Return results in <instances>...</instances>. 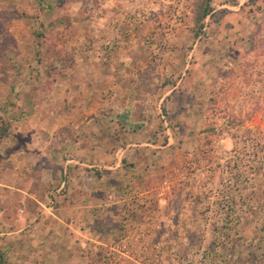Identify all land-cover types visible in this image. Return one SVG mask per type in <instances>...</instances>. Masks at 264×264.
<instances>
[{"label":"rangeland","instance_id":"obj_1","mask_svg":"<svg viewBox=\"0 0 264 264\" xmlns=\"http://www.w3.org/2000/svg\"><path fill=\"white\" fill-rule=\"evenodd\" d=\"M0 264H264V0H0Z\"/></svg>","mask_w":264,"mask_h":264},{"label":"crops","instance_id":"obj_2","mask_svg":"<svg viewBox=\"0 0 264 264\" xmlns=\"http://www.w3.org/2000/svg\"><path fill=\"white\" fill-rule=\"evenodd\" d=\"M107 67H110V68L108 69ZM111 67H112L111 65H108V66L95 65L94 70H92V75L94 76V79H91V83L96 84V86H98L100 89H103V86L106 85L105 88H107L108 92H110L112 99L110 97V106H108L109 110L107 111L110 117L105 118L104 115H101L97 111V113L95 114L96 115L95 119H93V122H95L97 127L94 126V129H93V126L91 124L92 126L91 130H95L99 128V126H102L104 123H106L107 133L109 131L110 133L113 132L111 134L109 133V135H112V138L115 141L118 138L120 139L121 137H123V135H128L129 133L127 131H129V128H134L137 126L140 127L141 124H142L141 128H144L145 119L143 121L142 117H144L146 114H145L144 107L142 108L138 107L137 109H139L140 112L139 113L135 112V109H136L135 105L137 104H135L136 102L134 103L133 99H130V95L133 92V90H131V88H129V86L124 83V81L118 79L117 76L113 78V75L115 74H113L112 76L111 74L105 75L106 71L112 70ZM124 67H126V65H124ZM135 87L136 85L133 86V88ZM97 93L98 94L96 95L95 92L93 93L91 92L90 96L91 98H94L97 101H99L101 100L100 97L102 96L98 98L100 92H97ZM101 93H104V92H101ZM105 103L107 105V101ZM101 118L107 119L108 121L103 123V120H100ZM137 133H140V131L139 130L136 131V134ZM81 135L83 137L82 132H81ZM57 140L59 143H61L60 139H57ZM97 144L99 143L97 142ZM129 146H140V145H137V144L126 145V147H129ZM131 150H133V148ZM118 165H119V161H117L113 169H115ZM120 167H122V164L120 165ZM123 168L124 167H122L121 170L122 172H125L126 169H123ZM125 177H129V176L128 175L126 176V174L122 175V179Z\"/></svg>","mask_w":264,"mask_h":264},{"label":"trees","instance_id":"obj_3","mask_svg":"<svg viewBox=\"0 0 264 264\" xmlns=\"http://www.w3.org/2000/svg\"><path fill=\"white\" fill-rule=\"evenodd\" d=\"M204 9H205V6H204ZM204 17H205L204 10H202L201 14H200L199 16L196 17V19H195V23H196V24L201 23V21H202V19H203ZM5 130H6L5 128L2 129V134L5 133Z\"/></svg>","mask_w":264,"mask_h":264}]
</instances>
